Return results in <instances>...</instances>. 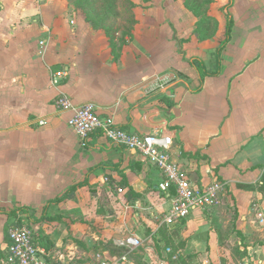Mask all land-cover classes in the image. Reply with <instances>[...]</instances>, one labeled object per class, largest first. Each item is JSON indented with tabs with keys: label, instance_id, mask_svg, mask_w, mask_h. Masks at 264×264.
Instances as JSON below:
<instances>
[{
	"label": "crops",
	"instance_id": "crops-1",
	"mask_svg": "<svg viewBox=\"0 0 264 264\" xmlns=\"http://www.w3.org/2000/svg\"><path fill=\"white\" fill-rule=\"evenodd\" d=\"M217 1L229 8L212 14L217 26L203 38L182 0H142L133 39L116 59L106 37L64 0H0V264H9L17 221L66 264L124 256L131 264H220L232 241L246 256L261 252L254 245L264 243L256 219L264 212V0ZM58 71L67 76L55 88ZM59 94L96 104L129 132L171 136L173 160L193 183L224 184L219 202L167 228L172 202L157 169L101 135L82 145L68 125L73 114L56 111ZM93 205L103 206L102 217ZM129 237L143 246L124 245ZM97 241L105 248L94 249ZM112 249L122 253L113 257Z\"/></svg>",
	"mask_w": 264,
	"mask_h": 264
},
{
	"label": "built area",
	"instance_id": "built-area-1",
	"mask_svg": "<svg viewBox=\"0 0 264 264\" xmlns=\"http://www.w3.org/2000/svg\"><path fill=\"white\" fill-rule=\"evenodd\" d=\"M67 76L65 71H58L52 79L53 87L59 86ZM54 106L58 114L72 113L68 125L77 134L82 145H85L92 135H101L108 143L124 147L155 167L161 174L160 190L167 198H171L172 205L165 213L162 224L172 229L183 225L192 213L206 212L216 205L225 191L224 184L213 180L204 187H199L192 182L188 173L173 160L172 149L174 140L164 134H141L129 132L120 128L114 122L110 114L101 113L96 104L86 102L81 105L73 104L72 100L64 94H59L54 100ZM46 124L45 119L38 121L39 126ZM121 194L123 189L115 187ZM172 191L174 195H172ZM256 219L264 226V212H258ZM9 264H66L64 261H56L48 252L35 242L33 229L24 221L14 223L8 232ZM143 241L134 237L125 240L124 245L130 248L143 246ZM166 253L171 254L168 248ZM174 259H177L174 257ZM98 264H131L128 257L118 260L100 261Z\"/></svg>",
	"mask_w": 264,
	"mask_h": 264
},
{
	"label": "rangeland",
	"instance_id": "rangeland-1",
	"mask_svg": "<svg viewBox=\"0 0 264 264\" xmlns=\"http://www.w3.org/2000/svg\"><path fill=\"white\" fill-rule=\"evenodd\" d=\"M65 5H67L71 10H73L77 15L82 17L84 21H86V10L87 9H80L76 6V0H64ZM139 2V5L135 3L134 0H117V6L120 8L118 10V15L114 14V11H109L107 8V4L103 7L102 10V18H98L93 16L95 25L92 23H87L95 32L96 36H105L108 40V45L110 49L112 50L113 55L116 59H119L124 50L128 49L130 45V41L133 39V30L135 23L137 21L136 14L134 13L135 10L138 8V6L143 7L142 0H137ZM136 1V2H137ZM184 3V2H183ZM133 4L135 7H133ZM138 5V6H137ZM202 10H201V17L203 20H208L211 24H213L214 30L215 26H217V23L215 19L213 18L212 14L221 9L223 10L226 5H223L220 1L217 0H203L202 3ZM104 18V20H103ZM200 26V25H199ZM125 50V51H126ZM101 203V202H100ZM99 203V204H100ZM92 206V205H91ZM90 206V207H91ZM94 206V205H93ZM95 208L94 215L97 217H102L103 213V206H100L99 208ZM95 223H97L98 226L100 225V221L95 218ZM94 249H103L104 246H98L99 241H97ZM146 242V241H145ZM103 244V242H102ZM261 245V247H264L263 242H256L254 247L258 248ZM230 246V253L226 255V257L222 258L224 262L220 264H263L259 262V258L264 261V248L259 251V253H254L252 251V255L244 254V252L241 250V248H245L244 245H238V242L232 241L229 243ZM114 248V246L112 247ZM109 249V248H108ZM113 257H118L122 251L120 250H111ZM248 252V251H247ZM139 254V253H138ZM131 258L139 259V255L136 257L130 255ZM88 259H90V256H88Z\"/></svg>",
	"mask_w": 264,
	"mask_h": 264
},
{
	"label": "trees",
	"instance_id": "trees-1",
	"mask_svg": "<svg viewBox=\"0 0 264 264\" xmlns=\"http://www.w3.org/2000/svg\"><path fill=\"white\" fill-rule=\"evenodd\" d=\"M184 2V5L186 6V8L188 10H190L197 18H199V28L196 32H198L200 35V37L203 36V38H209L212 34V29H213V24H211L209 21H211L210 19L208 20H203L201 17V10H202V3L203 0H182ZM107 4V8L109 11H114L115 15H118V10L120 8H118L117 6V0H76V6L82 10L87 9L86 12V21L87 23H92L95 25V17L98 18H102L101 14H102V10L103 7ZM230 3L225 7V8H229ZM133 7H135V5L133 4ZM94 16V18H93ZM104 20V18H103ZM230 20V19H229ZM227 22V28H226V39L224 41V44L222 46V48L219 49L217 56L218 58L220 57L221 51L222 49L225 47V44L229 41V37L231 34V26H232V21L230 20ZM114 53V52H113ZM190 64L196 68L199 72L203 73V74H208L205 70H204V64L202 61L198 60V59H194L190 62ZM69 192H67L64 196H62L61 198H58L57 202H61L64 201L65 199H67V197L69 196Z\"/></svg>",
	"mask_w": 264,
	"mask_h": 264
}]
</instances>
